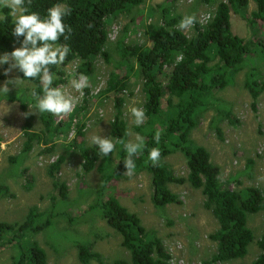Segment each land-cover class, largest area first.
<instances>
[{
  "label": "trees",
  "instance_id": "1",
  "mask_svg": "<svg viewBox=\"0 0 264 264\" xmlns=\"http://www.w3.org/2000/svg\"><path fill=\"white\" fill-rule=\"evenodd\" d=\"M256 10L250 14L248 26L252 38H242L232 31V12L245 16L250 0H228L218 3L212 17L203 25L196 22V34L189 38L178 27L182 16L164 14L163 24L150 25L149 34L152 45L148 48L135 45L128 47L138 67L137 73L143 80L145 103L143 110L146 119L135 127L136 133L144 138L145 147L133 157L135 172L147 171L152 175L153 204L157 208L180 204V198L170 186L188 182L205 196L204 207L210 210L218 222L219 228L209 238L217 243V251L212 259L203 264H221L243 259L249 247L255 241L254 233L248 226L249 215L264 212V189L254 187L246 191L223 189L218 182L217 172L207 148L197 145L191 139L192 132L199 123L200 116L213 109L215 117L211 125L220 140H223L221 124L227 121L232 126L239 124L238 118L229 102L216 95L231 85L239 72H245L244 87L249 92L253 106L264 93V79L261 67L264 65V0H252ZM146 0H31L29 12H37L44 18L47 10L55 4L71 9L64 23L71 26L68 40L63 36L58 43L67 44L71 49L63 64L51 66L54 76L52 87L65 83L64 67L74 62L77 73L90 76L94 72L95 61L99 57L107 58L106 45L109 32L107 24L121 16L132 13L144 5ZM5 19L0 20V49L11 52L14 45L21 46L24 37L12 34L14 17L10 9L3 8ZM67 34V33H66ZM20 78L23 73L19 71ZM33 83L37 94H43L40 78L23 79ZM130 75L112 73L107 82L106 91L114 96L115 117L111 123L109 137L115 144V150L102 157L98 147L78 144L85 174L97 169L102 175V190L110 188L113 182L128 175L124 158L126 152L120 141H129L128 126L124 119L125 99L122 94L129 87ZM166 82V83H164ZM25 99L36 101L32 95ZM20 101L22 99H19ZM165 106L163 107V102ZM26 123L22 153H31L36 144L47 145L53 135L56 117L51 113H41L44 130L39 133L33 129V118L26 102H22ZM161 133L159 144L154 137ZM78 136L83 137L82 129ZM158 147L161 151L159 162L153 165L149 160V151ZM48 152H51L49 149ZM182 153L187 159L188 175L177 177L167 163V158ZM118 153L119 160L111 168L113 156ZM15 165L18 159H12ZM65 162L64 157L50 164L48 174L60 199L68 197L67 185L60 180L59 173ZM26 173L27 170L22 172ZM6 185L0 186V201L10 196ZM97 208L107 224L121 234L123 247L130 253V261H118L116 264H169L171 257L163 246L162 240L154 231L147 230L141 219L129 212L115 196H108L97 202ZM54 218L52 213L41 211L38 206L28 210L23 224L11 225L0 222V246H11L15 250L12 264H47V253L43 247L33 241V236L47 231ZM260 254L252 264H264V235L258 241ZM81 264L96 261L105 264L100 253L90 246H78Z\"/></svg>",
  "mask_w": 264,
  "mask_h": 264
},
{
  "label": "rangeland",
  "instance_id": "2",
  "mask_svg": "<svg viewBox=\"0 0 264 264\" xmlns=\"http://www.w3.org/2000/svg\"><path fill=\"white\" fill-rule=\"evenodd\" d=\"M221 1L228 0H146L131 14L109 21L108 57L96 59L94 72L87 76L89 86L82 92L71 85V80L80 76L76 69L78 62L64 67L65 83L59 88L66 95L76 97L77 103L69 114L55 115L56 124L50 142L47 145L36 144L31 153H22L26 141L22 102L28 105L33 129L39 133L44 130L41 113L32 101L25 99V95H31L33 83L23 80L17 87L8 85L11 89L8 95L0 93V186H8L11 193L0 201V222L23 224L33 206L52 213L53 225L33 236V241L46 251L47 264H81L79 245L90 246L100 253L105 264L130 261V253L123 247L121 234L107 224L96 206L108 196H115L122 206L141 219L147 230L157 234L170 254L169 264H203L216 253L217 243L209 236L219 225L212 212L204 207L205 196L201 190L188 182L172 184L170 189L179 196L181 203L157 208L152 200V175L147 171L135 172L102 190V175L97 169L88 174L83 172L78 144L84 142L86 146L95 147L90 141L92 135L104 138L110 135L116 110L114 96L106 91V87L112 73L129 74L131 77L122 97L125 99L124 119L131 133L129 140H134L137 125L133 123L129 109L143 108L145 94L143 80L137 73L138 67L127 48L135 45L150 47L153 39L148 27L162 25L165 13L183 18L194 14L196 22L204 24ZM255 10L256 5L250 0L245 16L232 12L234 34L252 38L248 19ZM0 15L4 16L3 8H0ZM182 31L189 38L196 34L195 25ZM18 47L21 46L14 45L12 51ZM11 52L0 49V56ZM8 67L7 64L0 65V88L9 79L20 78L18 69L5 75ZM261 70L264 79V65ZM244 82L245 72H239L230 86L216 92L217 97L230 103L239 124L232 126L227 121L223 122V140H220L211 125L215 112L209 109L200 116L191 136L195 144L209 150L221 187L242 192L254 187L264 189V93L254 107ZM80 129L83 137L78 136ZM59 157L65 158L59 176L68 188L66 200L60 199L48 174L50 164ZM12 159H18L16 165ZM118 160L116 153L111 168ZM166 160L177 177H187V159L182 153L171 155ZM24 170H27V177L25 172L22 175ZM248 226L254 233L255 241L249 247L247 256L221 264H252L259 256L258 241L264 235V212L249 215ZM14 253L11 246H0V264H12ZM92 264L100 263L93 261Z\"/></svg>",
  "mask_w": 264,
  "mask_h": 264
},
{
  "label": "clouds",
  "instance_id": "3",
  "mask_svg": "<svg viewBox=\"0 0 264 264\" xmlns=\"http://www.w3.org/2000/svg\"><path fill=\"white\" fill-rule=\"evenodd\" d=\"M30 4L31 0H27ZM0 8L10 9V15L14 17V28L12 34L19 38L24 37L21 47L16 48L11 53H4L0 56V65H9L5 70V75H9L13 70L18 69L23 73V79L40 78L43 85V94H37L33 89L31 95L34 97L35 107L40 113H51L57 116L67 115L73 111L77 98L66 95L60 88L52 87L54 79L51 73V66H58L64 63L70 48L67 44H60L58 41L63 36L68 40L71 36L72 28L64 23L65 16L71 14V9L61 4H55L47 10V15L41 18L37 12H29L25 0H0ZM5 19L0 15V20ZM196 22V16H185L178 27L182 30L191 28ZM67 33V34H66ZM23 79L17 77L9 79L5 82L0 93L8 95L11 91L8 85L19 86ZM72 87L81 91L89 86V78L81 74L78 78L71 80ZM134 120L133 123L140 126L146 119L143 108L131 107L129 109ZM131 135V133H126ZM161 133L155 134V141L159 144ZM90 141L98 147L102 157L108 156L115 150V144L110 137L104 138L99 135H92ZM124 144L126 156L124 164L127 171L124 175L131 176L136 168L133 157L140 154L145 147L144 138L140 134L135 135L134 140L127 142L121 140ZM161 151L158 147L152 148L149 151V160L153 165L159 162Z\"/></svg>",
  "mask_w": 264,
  "mask_h": 264
},
{
  "label": "built area",
  "instance_id": "4",
  "mask_svg": "<svg viewBox=\"0 0 264 264\" xmlns=\"http://www.w3.org/2000/svg\"><path fill=\"white\" fill-rule=\"evenodd\" d=\"M210 20V19H209ZM208 22V21H207ZM207 22H205L203 25H205Z\"/></svg>",
  "mask_w": 264,
  "mask_h": 264
}]
</instances>
